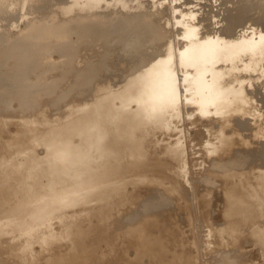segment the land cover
<instances>
[{"label":"bare ground","instance_id":"1","mask_svg":"<svg viewBox=\"0 0 264 264\" xmlns=\"http://www.w3.org/2000/svg\"><path fill=\"white\" fill-rule=\"evenodd\" d=\"M26 1L29 3V5L26 3ZM38 1L40 2V0H23V4L27 5L24 7H29L28 9L34 10L36 2H38ZM78 1L80 4L76 8L85 7L87 9H84V10L91 9L92 11H85L86 13H88L86 18H84L82 21H81V18H79L80 21L78 20L77 23L74 24V31H76L77 34L78 33H80L81 35L83 34L81 38L76 36V38L78 37L76 39L77 40L76 43H73V44H71V42L68 43L67 41H70V39L69 40L66 39L67 33H65V28H62V26L59 24L56 26L52 25L53 22L49 23L50 21L43 24L45 27H41L40 30H45L47 28L46 24H48V25L51 24L52 26L55 27V29L57 31V34L54 35V36H57L56 38L51 40L50 36L48 37L46 35H42L41 32L38 33V31H35V30L39 29L41 23H40V21H36V20L31 19V14L34 11H31L30 16H27V13H26L25 18L22 17L21 20H19L18 22L15 23V25H13V23H12L10 27H8L9 26L8 25L7 27H4L2 29V31H0V44L5 42L6 39H8L10 34L13 35V38H11L12 41H10V44H8L7 46H4V47H3V45H0V66L5 65V66H3L4 70L0 69V105H1L0 111L2 112L1 115H3V114L9 115L11 117V120H10V121H12L11 123H14L15 125L20 124L19 127H23L29 123L34 124L35 129H33V128L32 129L35 132L34 131H31V132L35 133V136H36V134L38 136H40L41 134L50 130V128H51V124L49 125L47 123V121L49 122L48 117H46L48 111L45 108H46V105L47 106L50 105V103L53 101L51 99V97L54 94H57V92L60 88V90H59L60 92H62V91L65 92V97H66L65 101H67L65 103H69V102L71 103V105L69 107H67V110L64 113H66L65 118L67 119V126L74 133V134H72V138H70L69 136H64V143H63L64 146H62V147L65 148L66 152L63 153V150H62V153L64 154V156L62 157V156H60L61 155V152H60L61 150H60L59 151L60 158L58 156V160L55 159L56 161L53 163L49 162L51 164H48V162L44 163L45 160L42 161L44 164H40L39 162L34 160L35 163L37 162V164H36L37 166L35 165L34 167L31 168L30 166H33V165L30 163V161L33 160L32 158L35 159L36 156L34 155L35 157H31V158L28 157L27 158V156L24 155V157H26V159H29L30 161L27 162L28 160L26 161V159H24L22 161V163H24V162H26V163H24L23 166H20V164H22V163H20L18 165V163L20 162L18 157L21 154L19 153L20 155L17 156L18 159H16L14 156V154H15L14 152L16 151L17 148L13 152L14 154H12V156L16 161L19 160V162H16L14 160H13L14 161L13 162L12 156H11L12 162H10L9 161L10 156H8V155H7L8 156L7 158L9 160H8V162H5V161H3V159L6 160L7 158L6 157L4 158V156H0V157H3V159L0 158V159H2V160H0V164L3 161V163L0 165V239L4 240L5 242L7 240H10L12 242V244L6 245L7 250L4 248L6 251L10 250V249H8V246L11 247L12 245L13 246L14 245H18V246L20 245V247L22 249L24 247L27 249V248H29V246L31 247V245L33 246L35 243L36 244L38 243V245L45 248L46 244H44V243L45 242L47 243V241H45L44 243L41 242V244H40L41 239L42 240L43 239L49 240V242L51 240H58L59 239V240H61L62 243L64 242L65 249H67V247L70 246L68 248V250L71 248L70 251H73L75 249V252H77L76 250H78L80 252L79 256L77 253L71 252V253H74L75 255L77 254L78 258L77 257L74 258V257H72V255H70L69 257L64 258L65 260H68V261L70 259H76L78 261H79V259H84L82 261H86V257L87 256L89 257V254H91L88 251V249L85 248L86 243H88L91 236L93 237V235H97V233L100 234V235H97L98 238L101 236L99 239L101 240L103 246L104 245L106 246V249H103V251L105 250V251L109 252L110 255H115V256L119 253V251L121 253L120 247L122 248L123 244L119 243V242L122 239V237L125 236L124 232L129 230V228L131 226L128 228L126 227V230L123 232H121V230H120V232H118L117 231V225L119 226L120 224H123V223H124V225H127L125 223L128 220L126 222H124V221L126 219H128V217L130 219L133 216L134 217L135 216H137V217L141 216V218H139V217L138 218L136 217V218L139 220L142 219L141 220L142 222H143V220L147 219V221L150 220L152 222L158 223L157 229L159 227V230L161 229L160 226L164 227L163 224H167V222H170V223L173 222L174 220H172V219L174 216L172 215L173 213L171 214L169 212L170 206L166 204V201H165V203L162 201V200H165V199H163L165 197H166V199H167V197L170 199V201L169 200L168 201L170 203H172L173 206L177 207L180 205V208H181L182 206L185 207L186 205H188V204H186L187 201H185L186 203L185 202L183 203V201L185 199V196H184L185 191H184V189L182 190L180 187V184H179L180 179L178 181V177H176L174 172H172V170L176 166H178V167L181 166V168H184V166L182 164L183 157H182L181 147H180L179 141L176 138L177 132H175V129H174L175 126H173L174 124L172 125V123H173L172 120L175 118L178 119L179 112H180V111H177L175 108V102L177 100V98H176L177 96L175 95V91L173 89V83L169 77V74L166 72V70H164V72H162L160 74L154 72V70L158 69L159 67H162V64L164 63V61H166L165 55L161 54L160 56H152L149 54V50L152 47V42H153L152 41L153 39L150 36H146V37H144V40H140V41L138 40V38L132 37V39L134 38V40H133L134 45H140L142 47V49H144L143 51L145 52V54H143V53L141 54V51L137 48L134 51L123 50L124 54L126 53L128 56L134 58L135 61H134V63H132V66H130V65L127 66L128 63H126V62L128 59H121V58L117 59L115 64L110 63L112 65L108 66L107 61L109 59H108L107 55L105 56L103 54L102 55L100 54L99 56L96 55V56L90 57L89 55H87L88 53L86 55L82 54V51H80V49L78 50L77 48H80V46L83 44H84V47L82 46L81 49L84 48V50H86V51L88 50L89 52L93 53V52H95V49L92 48L91 45H94V43L100 42V43L104 44L107 42L108 44H112L114 42V44H113L114 46H119V45H121L123 38H125L126 36H129V35L133 36V33H131L129 28L127 29V27L125 26L127 24L126 22H129L131 20V19L129 20L126 18V16H125L126 14L123 15L125 17H123L120 21H118L116 23L115 27L114 26L111 27L110 24L107 23V24H104V26H102V28H100V26H96V28L90 32H88V31L84 32L83 31V30H85L84 28L88 25V23H87L88 21H90L91 19H93V21L97 20V18L102 17L104 13L108 14V13L112 12L117 5L123 6V8L126 9L127 11L130 10V3L128 0H124V1L123 0H78ZM100 3H101V5H100ZM49 5L50 6H47L46 8L39 10V12L41 13L39 18H41V16H42V18H44V17L46 18L47 16H50V14H51L50 12H52V10L54 11V7L51 4H49ZM103 6H107V8L109 10L108 9L104 10V11L100 10V7H103ZM76 8H73V9L77 10ZM70 11L71 10H69V11L67 10L66 12L69 13ZM39 12H34V13L38 14ZM66 12L64 13L65 16L67 15ZM239 16H241V15H239ZM239 16H238V18H239ZM232 18H235L234 15L232 16ZM103 19H104V17H103ZM108 20H110V18L107 19V22H108ZM197 23L198 24L196 26H193V30H197L199 33H205V34L209 33V31L211 30L210 24H208V22L202 21V19H200V22L197 21ZM24 28L32 29L33 35L32 34H31L32 36L30 35L31 32H29V35H30L29 37H25L26 35H24V34H26V33L23 34L24 36L21 35ZM99 29H100V31H98ZM15 32H18V33L16 34ZM27 34H28V30H27ZM92 35H96L98 37L95 40L96 42L95 41H93V42L89 41L88 42L89 36H92ZM72 36H70V38ZM183 37L184 38L182 40L185 42L183 44V46L185 48H183V50L180 51V54H179L180 58L179 59H181V60H179V62H181L180 64L183 67H192L193 68L192 69L193 74L191 73L193 75V78H192L193 80L191 82L190 87L193 90V94L195 95V99L192 97L191 98L192 103H190V104L193 105V107L195 109L201 110L202 116H212V115L215 116L217 114L218 125H220V129L218 126L219 131L217 130L216 131L217 133L216 134L214 133L212 135V140H211V141H214V143L216 142V145L218 142V143H220V146H221V143H225L228 140H229L230 144H231L230 140H233V141L238 140L239 141L238 144L235 142L238 145L237 148H231L232 144L230 146H229V144H227L228 146L224 145L223 148L219 147V148H221L219 151L217 150L218 151L217 152L218 153L217 154L218 155V161L220 158H221V160L222 159H230L231 162H233V164H234V165L231 164V166L233 165L235 167V169L238 171V173H236V174H239V178H235V172L232 169H231L232 171H230L231 167L229 166L230 167L229 171L224 172L221 175L220 179H222V180H220V187L217 186V187L221 188L220 193H222L221 196L224 198V202L226 205V206L224 205L226 207V209H225L226 211H224V212H226L225 213L226 216L224 215L225 220L224 221L222 220L223 222H225L224 223L225 225L223 226L225 231L223 230V232H225V234L227 236L226 238H230L232 234L234 237L233 232L236 231L235 226L240 223L241 219L245 215L246 216L249 215L251 218H244V219H246V220H244L245 226H247L248 224H253V226L257 228V230H255V231H257V232L259 231L260 232L259 234H261L262 237H264V171H263L264 169L258 168L259 171L258 170L254 171V170L248 169L249 168L248 162L249 163L252 162L253 158L255 156L260 161L264 159V151L263 152L257 151V150L261 151V148L260 149L258 148L257 139L255 137H251L249 139V141L246 139V135H248L247 132H249V131H247L246 126L244 124L245 123L244 120L248 119L247 116H249L246 114L247 111L244 112L243 109H241V110L239 109L238 114L235 117L229 119L230 115L228 114V108L231 109L230 108L231 106H236V104L239 102L238 100H236L237 97H234V96L229 97L230 95H229V92H227V91L228 90L230 91L231 89H229V87H227L226 91L223 90L224 92H227L225 94L229 95V96H227V98L229 97L228 100L230 102H228V100L225 97L226 95L224 94V92H222L220 87L217 85V82H219V81L216 80V76L212 80H210L209 82L207 80L208 83L204 82L206 80L203 81V79H207V78L203 77V76H205V73L207 71H208L209 75H210L211 71H214V73H215L214 69H212V70L210 69L211 71L208 69V67L212 66V64H211V58L209 59V57H211V56L208 55L207 46L198 40L197 41L185 40V37H186L185 35ZM76 50H77V54H76ZM84 50H83V53H84ZM98 50H99V48H98ZM78 51H80V53L82 55L79 54ZM118 53H119V51H118ZM259 53H260V51H259ZM97 54H99V53L97 52ZM122 54L123 53L121 51L119 57L122 56ZM50 55L51 56L55 55L56 56L55 59H54V57H53V59H51V57H49ZM141 55H144V57H141ZM260 55L262 56L263 53ZM228 56H229L228 50L221 53V58H224L227 61H229ZM254 56L257 57L256 54ZM254 56L252 58L253 61H254ZM78 58H81V59L79 60ZM109 58H110V55H109ZM91 59H93L94 61L92 62ZM77 60L79 61V62H77L78 64L76 63ZM90 60H91V62H90ZM171 60H173V59H171ZM259 60H261V59L260 58L257 59L258 64L260 62ZM122 61L125 62L126 65L125 64L123 65ZM253 61H252V64L255 62V61L254 62ZM70 62H71V64H70ZM67 63H69L72 68H73V66H76V65H78V67L77 66L74 67L73 68L74 71L68 69L70 67H68L67 68L68 70H67V69H65L68 65ZM79 64H81V66H79ZM121 65H123V66H121ZM138 65H141V67H139ZM148 65H150V67L152 68V71H150V68L148 67ZM170 65H171V63H170ZM201 65H205V67L207 68L206 69L207 71L200 72L199 67ZM117 66H121V68H123L124 66H127L126 68H128V70L130 72L136 68L137 69L141 68L142 71H140L138 74H136L134 76L130 75L131 77L127 78L120 86L116 87L117 89H114V85L118 81L117 79H119V75L121 73V72H118V73L114 74L113 71H117L116 70ZM247 66H248V61H245L244 59H238V58L232 59V62L227 65V67L232 68L231 70H233V69L235 70L237 68L243 69V68H246ZM252 66H253V69H256L254 67L255 66L254 64ZM256 66H258V65H256ZM69 71H72V72L69 73ZM228 72H229V70H228ZM102 73H103V78L102 77L100 78V76H102ZM104 73H105V75H104ZM111 73H113V75ZM202 73H203V75H202ZM212 75H214V74L212 73ZM196 77H197V79L194 80ZM209 77H211V76H209ZM28 81L30 82V86L26 84L27 86H29V90L27 92V90L25 89L26 85L24 86V84H25V82L27 83ZM61 85L65 86V87H62ZM142 87H144L145 91H143V93H142L141 100H140V98L136 99V100H140L139 102L137 101L138 103L136 104V107H135V105H133L135 103H132V105L135 107L134 110L133 109L128 110V106H129V104L131 105V103H128V106L125 105V106H127L126 108L124 105L122 106V104L117 105V104L113 103L114 99H116V98L120 99L119 93H121L122 91H130L133 93H137L139 90L142 89ZM146 87L149 89H147ZM171 89L173 90V92L171 91ZM223 89H224V87H223ZM25 90H26L27 94L25 92V95H23V92ZM231 93L232 92H230V94ZM78 94L82 95V97L81 96L77 97ZM121 94H124V93H121ZM202 94H207V98H206L205 102L203 103V105L201 103L197 102L198 98H200L199 95H202ZM242 95L243 94H241V97H242ZM237 96H239V95H237ZM122 97H124V96H122ZM78 98H79V100H78ZM80 98H81V100H80ZM88 98H91L89 100H92V99L93 100L89 101ZM132 98H134V97H132ZM132 98H131V100H132ZM125 99H127V97ZM54 100H56V99H54ZM122 100H124V99H122ZM128 100H129V98H128ZM133 100L136 102L135 99H133ZM14 101H16L15 104L17 103V101H18V103L20 102L19 105L17 104V107H16L17 109H15L12 106V104H14L13 103ZM202 101H203V99H202ZM116 102L117 101H115V103ZM244 104L246 105V107H248L247 105H249V104H246V102ZM74 105L76 107H72ZM238 106H239V108H241L242 104L239 103ZM238 106L236 107L237 109H238ZM70 107L72 109H70ZM242 108H245V107H242ZM222 109H224V110H222ZM232 109H235V108L232 107ZM232 109H231V111H232ZM50 110H51V108H50ZM68 110H70V111L68 112ZM220 110H222V111H220ZM248 110H249V108H248ZM235 111H237V110H235ZM235 113H237V112H235ZM235 113H234V115H235ZM32 115H33V117H32ZM249 117H251V115ZM253 117H254V115H253ZM16 118H18V119H16ZM46 118H47V121H46ZM207 119H209V118H207ZM18 120H20V121H18ZM216 122L213 121V123H216ZM61 125H62V123H61ZM252 127L254 128V126L251 125V128ZM30 129L31 128H29L28 130H30ZM209 130H208V133H209ZM250 131H252V130L250 129ZM31 132L29 131V133H31ZM58 134H59V132H58ZM60 134H63V133H60ZM60 134L58 135L59 137H61ZM65 134H63V135H65ZM70 135H71V133H70ZM56 136H57V134H56ZM49 137H51V136H49ZM30 138L32 140V137H30ZM74 139H76V140H74ZM28 140H26V141H28ZM57 140H58V143L56 142L57 144L63 142V141H60L59 138ZM46 141H48V138L46 139ZM30 142H28V143L31 144ZM7 143L10 144V142H8V141L4 144L6 145ZM17 143H18V141H17ZM16 144H14V145H16ZM26 144L27 143H25V145ZM261 144L263 145L264 141ZM11 145H12V143L9 145V147ZM17 145H18V147L19 146L21 147L22 144L21 145L17 144ZM32 145L31 146L29 145L28 148L29 147L32 148L33 147ZM44 145H45V143H44ZM247 145L250 146L249 148H252L253 150L250 151V153H251L250 155H252V156H249L250 160L248 162H246L247 158H245V162H246L245 163L243 161V158L245 157L246 154H248L245 151L246 150L245 146H247ZM254 145H256V147ZM212 146H213V144H212ZM34 147H36V145ZM60 147H61V145H59L57 147L55 146L54 149H56V148L58 149ZM23 148L25 149L24 146H23ZM19 149L23 150L22 147ZM32 149H34V148H32ZM215 149H217V148L215 147ZM262 149H264V148H262ZM17 151H19V150L17 149ZM19 152H21V151H19ZM29 152H30V149H29ZM22 153H23V151H22ZM26 153H28V152H26ZM31 153L33 154V151ZM57 153H54V154L57 155ZM209 153L211 154V151ZM209 153H208V156L210 155ZM213 153L215 154L214 151H213ZM17 154H18V152H16V155ZM9 155H11V153ZM27 155H29V153ZM22 156H20V157L22 158ZM52 156H54V155H52ZM209 157H211V156H209ZM36 158H38V157H36ZM39 158L43 159V157H39ZM48 159L49 158L47 157L46 161H48ZM50 159H53V157H51ZM214 160L215 161L212 160L213 163L214 162L217 163L216 158ZM171 161H173V163H174L173 165H172ZM209 163H210V161H209ZM220 163H222V162H220ZM223 163H224V160H223ZM220 167H221V165H220ZM222 167H224V166H222ZM216 168H217V170H219L218 169L219 166ZM211 169H213V168H211ZM181 172H182V170H181ZM205 172H208V171H205ZM170 173L173 174L174 176L170 175ZM203 174H205V173H203ZM13 175L16 178L13 177ZM207 175H209V173H206L205 176H207ZM11 176H12V178H10ZM217 176L218 175H216V177ZM212 177L210 176V179H212ZM246 178H247V181L245 180ZM249 178H250V180H248ZM206 179H207V177H206ZM208 180H209V178H208ZM218 180H219V177H218ZM213 182H214V180H213ZM182 183H183V181L181 182V184ZM217 183L219 184V182H217ZM211 185H213V184L211 183ZM157 186H160L163 189V192L158 193L159 188L157 190L158 192L154 191L153 187H157ZM181 186H183V185H181ZM149 187L153 188L152 191L155 193V195L151 196V194H153V193H151L152 192L151 191L150 195H149L151 197L148 199V198L144 197V195L148 194V191H150L152 189V188L150 189ZM207 187H209V186H207ZM207 187H206V189H207ZM146 188H149V189H146ZM183 188H184V186H183ZM212 188L211 187L208 188L207 192ZM143 190L145 192H143L144 195L141 196L143 194L142 193ZM200 190H202V189H200ZM216 190H218V189H216ZM213 191H211L210 193H212ZM217 192H219V191H217ZM203 193H204V191H203ZM202 195L205 197V199H204L205 200L204 201L205 206L202 205V207L204 206V208L205 207L208 208L207 204H209L210 201L208 202L206 200H208L210 194L205 193ZM212 195H213V193H212ZM212 195H211V197H212ZM149 196H147V197H149ZM139 197H141L140 200H139ZM200 197L201 196H199V198ZM142 198H144V200H142ZM182 198H184V199L182 200ZM176 200H178V201H176ZM201 201H199V202H201ZM219 205H218V207H219ZM222 205L223 204H221V206ZM160 207H162V209L160 211L154 210L157 208L160 209ZM176 207H175V209H176ZM173 208L171 210H173ZM184 209L186 211L187 208H184ZM210 209H211V207H210ZM220 209H222V207L221 208L219 207V210H218L219 217L223 216L222 215L223 209H222V211H220ZM126 210H129V211H126ZM151 210H152V212H151ZM208 210L203 209L202 212L200 211L199 215L201 216L202 220L204 219V223L207 222L206 227H208V228H206V229L209 230L208 235H210V237H211L215 234V231L218 232V229L215 226V224H213L217 229L214 231V228H212L213 226H211L210 223L208 222V221H210V219L208 220V217H209L208 216ZM144 211H148V212L150 211L152 214L148 213V214H150V215H148L147 213H145L146 214V216H145ZM185 211H184V213H185ZM187 212L189 213L188 216H190L191 221H192V217L195 215L192 216V213H191L192 211L189 209L186 211V213ZM166 213L171 214V216L170 215L167 216L168 217L167 220H166V218H164ZM175 213L177 214V212H175ZM142 214H144L143 215L144 217L142 216ZM120 217H124L125 220L124 219L121 220ZM136 218H135V220H136ZM117 219L119 220V222H121L123 220L124 221L121 222L120 224L115 225L116 222H118ZM138 221L133 220V222H131L129 220V222H131V223L138 222ZM244 221H243V223H244ZM129 222H127L128 225L130 224ZM146 222H144V223L146 224ZM189 222H190V220H189ZM55 223L56 224L59 223V226H60V227H58L59 229H56L54 227ZM176 223H177V221H176ZM212 223H214V222H212ZM151 224L152 223H150V225ZM191 224H192V222H191ZM87 225L89 228L86 230ZM134 225H136V224H134ZM171 226H172V224H171ZM253 226L251 225V227H253ZM137 227H138V225L136 226V228ZM180 227H183V226H180ZM219 227L221 228L220 225H219ZM144 228H143V230H144ZM149 228H150V226H149ZM176 228H178V226ZM183 228H185V227H183ZM119 229H122V228L119 227ZM172 229H174V228H172ZM180 229L178 228L179 231H180ZM189 229H191V227ZM168 230H169V228H168ZM178 230H177V233H178ZM251 230H252V228H251ZM251 230L248 231V233L250 235H252L251 239L254 240V241L252 240L253 244L255 242V245H257L261 254L264 255V239H262L259 234H258L259 235L258 236L257 234L252 233ZM136 231L137 230H134V235H135ZM154 231L152 229L149 231H146V233L144 234L145 237L143 239H141V240H143V244L145 246H148L150 243H155L153 245L151 244V246H149L148 251H144V253L149 252V254L147 256H150V258L153 260V264H166V262H167L166 258H168V256H165L163 243H168V242H166V241L162 242L164 240L157 241L158 238L160 237V235L158 238H156ZM181 232H182V230H181ZM221 232H222V230H221ZM244 232H242V233H244ZM163 233H164V231H163ZM168 233H169V231H167V234ZM174 233H176V232H174ZM113 234H115L117 236V239H114ZM131 234L132 233H130V235ZM186 234H187V232H186ZM186 234H183L184 236L182 234H180V235L182 237H185ZM218 234H219V232H218ZM244 234L247 235L246 233H244ZM130 235H127V233H126V236L132 237ZM138 235H139V233H138ZM142 235L140 237H142ZM216 235H217V233H216ZM136 236H137V233H136ZM163 236H164V234H163ZM173 236H174V234H173ZM177 236H179V235H177ZM177 236H175L174 240H178V239H176ZM218 236L222 238V236H220V235H218ZM244 237H246V236H244ZM186 238H188V237L186 236ZM192 238H194V237L192 236ZM226 238H225V240H223V239L222 240L226 241ZM127 239L129 240L130 238H127ZM181 239L182 238H180V242H181ZM240 239H238L239 242H241ZM94 240H93V242H95ZM124 240L126 241V239H124ZM235 240H237V239H235ZM126 242L128 243V241H126ZM132 242H130V243H132ZM182 242L184 244V241H182ZM187 242H189V240ZM235 242H237V241H235ZM55 243H56V241H55ZM55 243H53V241L51 243H48V247H47V248H49L48 250L49 251L52 250V252H49V253H52V255H50V257L55 256V254H57L56 253L57 250L59 251L61 249V245H58V243L57 244H55ZM141 243H142V241H141ZM141 243H139V245ZM174 243H175V241H174ZM227 243L224 245L227 246ZM185 244H186V242H185ZM185 244H184V246H185ZM164 245L166 246V244H164ZM240 245L241 244H239V246ZM3 246L5 247V245H3ZM18 246H16V247H18ZM35 246H34V248H35ZM101 246H99V248ZM124 246H126V245L124 244ZM178 246L180 247L181 245L179 244ZM190 246L192 247V245H190ZM190 246H188L189 251H191L189 248ZM233 246H235V245H232V247ZM131 247H132V245H131ZM137 247L139 248V246H137ZM215 247H217V246L214 245V248ZM47 248H46V250H47ZM102 248L103 247H101V249ZM124 248H127V246ZM221 248H223V247H221ZM221 248H220V251H222ZM39 249H38V251H39ZM181 249H182V247H181ZM226 249H228V250H226ZM226 249L224 251L226 252V254L228 256L224 254L225 255V257H224L222 255L223 259H222V261L220 260L219 262H221V264H235V263H237L238 262L237 259L239 260L241 257L240 251L237 252L238 253L237 254L236 251H233L231 247L229 248L227 246ZM12 250L13 249H11V251ZM41 250H43V249H41ZM89 250L91 251V249H89ZM95 250H97V249H95ZM133 250H134V247H133ZM136 250H137V248H136ZM139 250H141V249H139ZM166 250H169V249H166ZM20 251L21 250H19V252ZM26 251H28V250H26ZM70 251H69V253H70ZM99 251H102V250L99 249ZM174 251H176V250H174ZM213 251H216V250H213ZM43 252L44 251H41V253H43ZM182 252H183V250H182ZM207 252H206V256H207V254L209 255V253H207ZM59 253H61V252H59ZM93 253L94 252H92V254ZM171 253H173V252H171ZM184 253H185V251H184ZM192 253L194 254L195 252H192ZM235 253H236V256H235ZM259 253H258V255L260 256ZM9 254L12 256V260H14V261L10 260L11 263H10V261H9V263L7 261H5L8 264H16V263H18V264H34L33 260H35V259H33L34 256L32 253L30 255H28L31 258L30 261H28L29 259H26V257H25L26 255L24 252L23 253L21 252L20 254L16 253L18 255V257H13L15 253L14 254L9 253ZM16 254H15V256H16ZM63 254H65V253H63ZM125 254H127V253H125ZM186 254H187V252H186ZM218 254H219V251H218ZM103 255L105 256V254H103ZM127 255L125 257H127ZM172 255L174 256V253ZM182 255H183V257L185 256L184 254H182ZM210 255H211V252H210ZM214 255H212V256H214ZM109 256L107 255L106 258L107 257L109 258ZM115 256H112V257H114V258H112V260L115 259ZM170 256H171V254H170ZM234 257H236L237 259ZM44 258H46V257L44 256ZM91 258H93V257H91ZM102 258H100V259H102ZM120 258H122V257H120ZM185 258H186V256H185ZM185 258H183V260ZM210 258L212 259L211 256H210ZM219 258H221V257L219 256ZM96 259L97 258H95L94 261H96ZM139 259H140V257H139ZM145 259H147V257ZM145 259H144V261H146ZM186 259L188 260V258H186ZM192 259L189 258V260H192ZM232 259H234V260H232ZM65 260L63 262H66ZM141 260H142V258H141ZM171 260H172V258H171ZM193 260L196 261V259H193ZM62 261H60V263ZM72 261L74 262V260H72ZM78 261H76L74 263L77 264ZM194 261H193V263H194ZM73 262H70V263L73 264ZM168 262H169V260H168ZM180 262L182 263V260ZM189 262L191 263V261H189ZM262 262L264 263V261H262ZM111 263H112V261H111ZM132 263H133V261H132ZM183 263H185V262H183ZM211 263H212V261H211ZM61 264H64V263H61ZM79 264H80V262H79ZM84 264H87V263H84ZM121 264H123V263H121ZM148 264H150V263L148 262ZM175 264H177V263H175ZM178 264H179V262H178ZM237 264H239V263H237ZM250 264H254V263H252V261H251Z\"/></svg>","mask_w":264,"mask_h":264},{"label":"rangeland","instance_id":"2","mask_svg":"<svg viewBox=\"0 0 264 264\" xmlns=\"http://www.w3.org/2000/svg\"><path fill=\"white\" fill-rule=\"evenodd\" d=\"M128 1L130 3V10L127 11L126 9L123 8V6L117 5L112 12H110L108 14L104 13L103 16L97 18V20L93 21V19H91L90 21H88L87 22L88 25L84 28L85 30H83V31L84 32H87V31L90 32V31L94 30L96 28V26H100V28H102V26H104V24H107V23L110 24L111 27L112 26L115 27L116 23L118 21H120L123 17L126 16L127 19H129V20L131 19V20L129 22H126L127 24L125 26L127 27V29L129 28L130 32L133 33V36L132 35L126 36L125 38L122 39L121 45L114 46L113 45L114 42L112 44H108L107 42L104 43V44L100 43V42H96L95 40L98 37L96 35H92V36H89L88 42L89 41L90 42H93V41L96 42V43H94V45H91L92 48L95 49V52L92 53V52H89L88 50L87 51L84 50V48L81 49L82 46L84 47V44L81 45V46L79 45L80 48H77V49L78 50L80 49V51H82V54H84V55H86L88 53L87 55H89L90 57L91 56L93 57V56H96V55L99 56L100 54L101 55L103 54L105 56L107 55V57L109 59L107 61V65L108 66L112 65L110 63L115 64L116 60L120 59V58L121 59H128L127 62H126V63H128L127 66H129V65L132 66V63H134V61H135L134 58L128 56L126 53L124 54L123 50L134 51L137 48V49H139L141 51V54L142 53L145 54V52L143 51L144 49H142V47L140 45H134V42H133L134 38L132 39V37L138 38V40L140 41V40H144V37L150 36L153 39L152 40L153 42H152V47L149 50V54L152 55V56H160L161 54L165 55L166 61H164V63L162 64V67H159L158 69L154 70V72L160 74V73L164 72V70H166V72L169 74V77H170V79H171V81L173 83V89L175 91V95L177 96L176 97L177 100L175 102V108H176L177 111H180V112H179L178 119L175 118V119L172 120L173 121L172 125L174 124L173 126H175V128H174L175 132H177L176 138L179 141V144H180V147H181L182 157H183L182 164H183L184 168H181V166H180L181 164L179 165L180 167L175 165L176 166L174 168L175 170L173 169L172 172H174L176 177H178V181L180 179V181H179L180 182L179 183L180 187H181L182 190L184 189V191L186 192L185 193L183 191L185 199L182 198V200L184 199L183 203L185 201H187V203L186 202L185 203L188 204V205H186L187 207L186 206L183 207L182 205H181L182 206L181 208H180V205L176 207V206H173L172 203L169 202L170 199L168 197H167V199H166V197L163 198L165 200H162V201L164 203L166 201V204L170 206L169 207L170 208L169 212L171 214L173 213L172 215L174 217L172 216L173 217L172 220H174V221L171 222V223L166 221L167 224H163L164 227L160 226V228H161L160 230H159V227L157 229L158 223L152 222L150 220L147 221V219L143 220V222H142L141 221L142 219L141 220L137 219L138 217L141 218V216H138V217L137 216H135V217L133 216L134 218L131 217L130 219L128 217V219H126V220H125L124 217H120L121 220L122 219L125 220V221L123 220L124 222H126L127 220H128L127 222H129V220L131 222H133V220L134 221H136V220L138 221L139 220L138 222H134V223L129 222L131 225L130 224L128 225V223L126 222L125 224H127L128 226L124 225V223L120 224L123 221L119 222V220L117 219L118 222H116L115 225L120 224L119 226L117 225V231L118 232H120V230H121V232H123V231L126 230V227L127 228L130 227V226L131 227L129 228V230L124 232V234H125L124 237L125 238L122 237V239L119 242V243L123 244V245L121 244L123 247L122 248L120 247L121 253L122 252L123 253L121 254L120 251H119V253L116 256L115 255H110V253L105 251V250L103 251V249H106V246L105 245L103 246L101 240L99 239L101 236L98 238L97 235H100L99 233H97V235H93V237L91 236L89 241H88V243H86L85 248H87L88 251L91 254H92V252H94L92 255L89 254V257L88 256L86 257V261H82L84 259H79V261L76 260V259H70L69 261L65 260L64 258L65 257H69L70 255H72V257H74V258H76V257L78 258L80 252L78 250H76L77 252H75V249L73 251H70L71 248L68 250V248L70 246H68L67 249H65L64 242L62 243L61 240H59V239L58 240H51L50 242H49V240H45V239L42 240L41 239L40 240V244H41V242L44 243L45 241H47V243L46 242L44 243V244H46L45 248L41 247L40 245H38V243L37 244L35 243L33 246L31 245V247L29 246V248H27V249L25 247L22 249L20 247V245L19 246L18 245H14V246L12 245L11 247L8 246V249H10V250H8L9 252L6 251L7 250V246L6 245H10V244H12V242L10 240H7L5 242L4 240L0 239L1 240L0 241V243H1L0 244L1 245L0 246V264H8L9 261L12 260V256L9 253H11V254L18 253V254H20L21 252L25 253L26 259H29L28 261L31 260L30 256H28V255H30L32 253L33 256H34L33 259L36 260V261L33 260L34 264H58V263L59 264H61V263H64V264H68L69 263V264H71L70 262H73L72 260H74V262L78 261L77 264H79V262H80V264H84V263H87V264H93V263L94 264H101V263L102 264H121V263L129 264L130 262L132 263V261H133L132 264H139V263L140 264L141 263L142 264H148V262L150 264H153V260L150 258V256H147L149 254V252L148 253L147 252L144 253V251H148L149 246H151V244L153 245L155 243H150L148 246H145L143 244V240H141V239H143L145 237L144 234L146 233V231H149L151 229L153 231L155 230L154 232H155L156 238H158L159 235H160V237H159L160 239L158 238L157 241L164 240L162 242H165V241L168 242V243H163L165 256H168V258H166V260H167L166 264H168V263L169 264L170 263L171 264H175V263L178 264V262H179V264H186V263L187 264H219V263L221 264V262H219V261L220 260L222 261L223 256L225 257V255H227L226 252L224 251L227 248V246L229 248L231 247L233 251H236V253L240 251V255H241L240 259L238 260L236 257H234V258L237 259V261H238L237 263H239V264H243V263L244 264H250L251 261L254 264H264L262 262V261H264V255L261 254V252H260L259 248L257 247V245H255V242L253 244L254 240L251 239L252 235H250L248 233V231H250L251 228H252V230H251L252 233H255V234L258 235L260 232L259 231L258 232L255 231V230H257V228L254 227L253 224H248L247 226H245V221L244 220H246V219H244V218H251L249 215H247V216L245 215L240 221L241 224L239 223L240 225L238 224V225H236L237 227L235 226L236 231L233 230L234 231L233 232L234 233V237H233V234H232L231 235L232 238L231 237L230 238H226L227 236H226L225 232H223V230H224L223 226L225 225L224 224L225 222H223V221L225 220L224 215L226 213L224 211H226L225 210L226 209V207H225L226 205H225V202H224V198L221 196L222 193H220L221 192V188H219L220 187V180H222L220 178H221V175L224 172L229 171L230 167H231L230 171L233 170L235 172V178H239V174H236V173H238V171L235 169V167L233 166L234 164H233V162H231L230 159H222L221 160V158H220L219 161H218V155H217L218 153L217 152L221 148H223L224 145L226 146L227 144H229V146L232 144L231 148H237V146H238L237 144L239 143V141L238 140H236V141L235 140L234 141L230 140L231 141V144H230V142L228 140L225 143H221V146H220V143L217 142V145L219 144L217 146L216 142L214 143V141H211L212 140V135L214 133L215 134L217 133L216 131L218 130V126H219V129H220V125H218V116H217V114L215 116H213V115L212 116H202L201 110L195 109L193 107V105L190 104V103H192L191 98L193 97L195 99V95L193 94V90L190 87L191 86V82L193 80L192 79L193 78V75H192L193 74V70H192L193 68L192 67H183L180 64L181 62H179V60H181V59H179L180 58V55H179L180 51H182L183 48H185L183 46V44L185 42L182 40L184 38L183 37L184 35L186 36L185 40H189V41H197L198 40V41L202 42L204 45L207 46L208 55L211 56V57H209V59L211 58V64H212V66H209V67L207 66V67H208L209 70L210 69L211 70L214 69L215 73H214V71L210 70L211 72L209 71L210 72V75H209L208 71L206 70L207 68L205 67V65H201L199 67L200 68V72L207 71L205 73V76H203L204 78H207V79H203L202 78L203 81L206 80L204 82H207V80H208V82H209L210 80H212L216 76V80L219 81V82H217V85L220 87L222 92L226 91L227 87H229V89H231L230 91L229 90L227 91V92H229L230 96L228 94H225L227 92H224V94L226 95L225 96L226 99L228 100L229 97H233L234 96V97H237L236 100H238L239 102L237 101L238 103L236 104V106H231L230 107L231 109H232V107L235 108V109H232V111H231V109L228 108V114L230 115L229 119L235 117L238 114L239 109L240 110L243 109L244 112L247 111L246 114L249 115V116L251 115V117L247 116L248 119H246L247 118L246 117L245 118L246 120H244L245 121L244 124L246 126V129H247V131L250 132V133L247 132L248 135H246V139L249 141V139L251 137H255L257 139L258 148L259 149L261 148V151L260 150H257V151L263 152L264 149H262V148H264L263 147L264 144L262 145L261 143H263V141H264V0H243V1L242 0H128ZM26 3L29 5V3L27 1H26ZM101 3H100V5H101ZM49 4H51L54 7V11L52 10V12H50L51 14H50V16H47L48 18L47 17L46 18L45 17L42 18V16H41V18H39L40 15H41L39 10L43 9V8H46L47 6H50ZM79 4L80 3H79L78 0H73V1L72 0H40V2L39 1L36 2L34 10H30V9H28L29 7H24V6H27V5L23 4V0H0V31H2V29L4 27H7L8 25H9L8 27H10L12 23H13V25H15V23L18 22L19 20H21L22 17L25 18V14L26 13H27V16H30L31 11H34V12H39V13L35 14L33 12L31 14V19L36 20V21H40V23H41L39 29L35 30V31H38V33L41 32L42 35H46L48 37L50 36L51 40H53L54 38L57 37V36H54L55 34H57V31H56L55 27L52 26V25L56 26V25L59 24V25L62 26V28H65V33H67V38L66 39L67 40L70 39V41H67V42L68 43L71 42V44L76 43L77 42L76 39L78 37L81 38L83 34L82 35L80 33L77 34V32L74 31V24L77 23L79 18H81V21L84 18H86L88 13H86L85 11H92L91 9L84 10V9H87L85 7L76 8ZM73 8H76L77 10H74ZM107 9H108L107 6L100 7V10H102V11L107 10ZM67 10L68 11L71 10L70 11L71 13L70 12L67 13L66 12ZM65 12L67 14L66 16L64 15ZM124 14H126V15L123 16ZM233 15H234L235 18H232ZM237 15L238 16L241 15V16H239V18H238ZM103 17H104V19H103ZM109 18H110V20H108V22H107V19H109ZM200 19H202V21L208 22V24H210L211 30L209 31V33H207V34L199 33L197 30H193V26H196L198 24L197 21L200 22ZM47 22H49V23L53 22V24L52 25L51 24H49V25L46 24L47 28L45 30H40L41 27H45L43 24H45ZM27 30H28V34H27ZM98 31H100V29ZM29 32H31L30 35L31 34L33 35L32 29L24 28L21 35L26 33V34H24V35H26L25 37H29L30 36ZM15 33L17 34L18 32H15ZM70 36H72L71 37L72 39L70 38ZM76 36H78V37L76 38ZM11 38H13L12 34H10L8 39H6V41L1 43L0 45H3V47L7 46L8 44H10V41H12ZM98 48H99V50H98ZM83 50H84V53H83ZM226 50L229 51V56H228L229 57V61L225 60L224 58H221V53H223ZM80 51H78L79 54H81ZM96 51L99 54H97ZM118 51H119V53H118ZM121 51H122L123 54H122V56L119 57ZM259 51H260V53H259ZM262 53H263V55L261 56L260 54H262ZM76 54H77V50H76ZM255 54H256L257 57L254 56ZM109 55H110V58H109ZM253 56H254V61L255 62L252 60ZM49 57H51V59H53V57H54V59H55L56 56L55 55H52V56L50 55ZM141 57H144V55H141ZM234 58L244 59L245 61H248V66L246 68H243V69L237 68L235 70L234 69L231 70L232 68L227 67V65L230 64L232 62V59H234ZM259 58L261 60H259L260 62L258 64L257 59H259ZM78 59L80 60L81 58H78ZM171 59H173V60H171ZM91 60H92V62L94 61L93 59H91ZM91 60H90V62H91ZM252 61L254 62L253 64L255 65L254 67L256 69H253ZM77 62H79V61L77 60L76 63ZM169 62L171 63V65H170ZM126 63L123 62V65L124 64L126 65ZM67 64L68 65H67V67L65 69L70 67L68 69H70L72 71H74V69H73L74 67H76V66L78 67V65H76V66H73V68H72L70 66L71 62H70V64L69 63H67ZM123 65H121V66H123ZM256 65H258V66H256ZM3 66H5V65H3ZM3 66H0V69L4 70ZM79 66H81V64H79ZM121 66H117L116 67L117 71H113L114 74H116L118 72H121L120 75H119V79H117L118 81L114 85V89H117L116 87L120 86L127 78L131 77L130 75L134 76V75L138 74L140 71H142L141 68H138V69L136 68V69H134L133 71L130 72L128 70V68H126L127 66H124L123 68H121ZM138 66L141 67V65H138ZM148 67L150 68V71H152V68L150 67V65H148ZM228 70H229V72H228ZM72 71H69V73H71ZM212 73L214 75H212ZM111 74L113 75V73H111ZM104 75H105V73H104ZM202 75H203V73H202ZM209 76H211V77H209ZM101 77L103 78V73H102V76H100V78ZM196 79H197V77L194 80H196ZM26 84L30 86V82L29 81L27 83L25 82L24 86ZM221 85L224 87V89H223V87ZM26 86H25V89L28 92L29 86H27V87ZM61 86L65 87L63 85H61ZM147 89H149V88H147ZM26 90L23 92V95H25ZM59 90H60V88H59ZM59 90H58L57 94H54L51 97V99L53 101L50 103V105L48 104L49 106L46 105V108L44 107L48 111L46 117H48L49 122L47 121V118H46V121H47V123L49 125L51 124V128H50V130L44 132L40 136H38L37 134L35 136V133L31 132V131H34L33 129H35L34 124L29 123V124H26L23 127H19L20 124H16L15 125L14 123H11L12 122V121H10L11 117L9 115H6V114L1 115L2 112L0 111V156H4V158L5 157L7 158L8 156H10V160L8 158L5 160V159H3V157H0V158L3 159V161H5V162H8V160L10 162H12L13 160L16 161L13 158V156H12V154L15 153L14 154L15 158L16 159L19 158V160H20V162H19V160L16 161V162H19L18 163V165H19L20 163H22V161L24 159H26V157H24V155L27 156V158L28 157L31 158V157H35L36 156L38 158H36V157H35V159L32 158L33 160H31V161L29 159H26V161L28 160L27 162L30 161V163L33 165V166H30L32 168V167H34L37 164V162H39L40 164H44L45 162H48V164H51V163L55 162L56 161L55 159L58 160V156L60 154L59 153L60 150H61L60 151L61 152L60 156H62V157L64 156L63 153L66 152L65 148L62 147V146H64V144H63L64 143V136H69L70 138H72V134H74V133H73V131L70 128H68L67 119L65 118L66 117V115H65L66 113H64L67 110V107H69L71 105V103L70 102L69 103H65V102H67V101H65V99H66L65 92L64 91L60 92ZM143 91H145L144 87H142V89L139 90L137 93H133V92H130V91H122L121 93H124V94L119 93L120 99H117V98L114 99L113 103L117 104V105H121L122 104V106L123 105L124 106L125 105L128 106V103H131V105L129 104L130 107L128 106V110L129 109L130 110H132V109L134 110L135 107H136V104L142 98ZM171 91L173 92L172 89H171ZM27 92H26V94H27ZM230 92H232V93L230 94ZM241 94H243L242 97H241ZM237 95H239V96H237ZM80 96L82 97V95H80V94L77 95V97H80ZM122 96H124V97H122ZM129 96L131 98L134 97V98H132V100L133 99L136 100V99H139V98H140V100H136V102L133 100L134 101L133 102ZM199 96H200V98H198ZM199 96L197 97L198 98L197 102H199V103H201L203 105V103L205 102V100L207 98V94H202V95H199ZM227 96H229V97L227 98ZM126 97H127V99H125ZM128 98H129V100H128ZM54 99H56V100H54ZM89 99H91V98H88V100ZM122 99H124L125 101L122 100ZM202 99H203V101H202ZM78 100H79V98H78ZM80 100H81V98H80ZM92 100H89V101H92ZM115 101H117V102L115 103ZM15 102L16 101L13 102L14 104H12V106L15 109H17L16 108L17 104L19 105L20 102L18 103V101H17L16 104H15ZM228 102H230V101L228 100ZM245 102H246V104H249V105H247L248 107H246V105L244 104ZM132 103H135V104H133V105H135V107L132 105ZM239 103L242 104V107H245V108H242V107L239 108V106H238ZM127 106H125V108ZM237 106H238V109L236 108ZM0 107H1V105H0ZM72 107H76V106L74 105ZM50 108H51V110H50ZM248 108H249V110H248ZM70 109H72V108L70 107ZM222 110H224V109H222ZM222 110H220V111H222ZM235 110H237V111H235ZM69 111L70 110H68V112ZM234 111L237 112V113H235ZM248 111L249 112L251 111V112L249 113ZM233 112L235 113V115H234ZM253 115H254V117H253ZM32 117H33V115H32ZM207 118H209V119H207ZM16 119H18V118H16ZM18 121H20V120H18ZM213 121L214 122L217 121L216 122L217 124L213 123ZM61 123H62V125H61ZM251 125L254 126V128L253 127L251 128ZM26 127L28 129L29 128H31V129L28 130ZM250 129L252 131H250ZM208 130H209V133H208ZM29 131L31 133H29ZM58 132H59V134L60 133H63V134L66 133V134L65 135L60 134V136L62 137L61 138V137L58 136L59 135ZM69 132L71 133V135H70ZM55 133L57 134V136H56ZM49 136H51V137H49ZM30 137H32V140H31ZM27 138L28 139L30 138L29 140L31 142ZM47 138H48V141H46ZM56 138L57 139L59 138V140L63 141V142L57 144L58 140ZM26 140H28V141H26ZM74 140H76V139H74ZM5 141L6 142L7 141L10 142V144L12 143V145L10 147H9L10 144H8V143H7L8 145L7 144L5 145L4 144V143H6ZM17 141H18V143H17ZM15 142L17 144H20V145L22 144L21 147H22L23 150H20L19 148H21V147L20 146L18 147V145ZM28 142H30L31 144H29ZM25 143H27V144L25 145ZM33 143L36 145L37 148L34 147L35 145ZM44 143H45V145H44ZM211 143L213 144V146H212ZM14 144H16V145H14ZM28 144L30 146L33 144L32 148H34V149H32L31 147L28 148V146H29ZM59 145H61L60 148L54 149L55 146L57 147ZM23 146L25 147V149L26 148L27 149L25 150L23 148ZM254 146L256 147V145H254ZM215 147L217 149H215ZM219 147H221V148H219ZM249 147L250 146H248V145L245 146V149H246L245 151L248 154H246L245 157L243 158L244 162H245V158H247L246 162H248L250 160L249 156H252V155H250L251 154L250 151H252L253 149L249 148ZM16 148L19 151H21V152L17 151ZM15 149H16V151H15ZM29 149H30V152H29ZM62 150H63V153H62ZM22 151H23L24 154L22 153ZM32 151H33V154L31 153ZM210 151H211V154L209 153ZM213 151L215 152V154L213 153ZM16 152H18L17 155H16ZM26 152H28L29 155H27L28 153H26ZM53 152L54 153L58 152V153L56 155ZM10 153H11V155H9ZM208 153L210 154L209 156H211V157L208 156ZM18 155H20V156L23 155V156H22V158L20 156L17 158ZM52 155H54V156H52ZM11 156L13 158L12 161H11ZM60 156H59V158H60ZM39 157H43V159H40ZM47 157L49 158L48 161H46ZM51 157H53V159H50ZM215 158H216L217 163L216 162L213 163V161H215L214 160ZM2 159H0V160H2ZM34 160L37 161V162L35 163ZM223 160H224V163H223ZM3 161L1 162V164L3 163ZM42 161H44V163ZM209 161H210V163H209ZM49 162H51V163H49ZM171 162H172V165H173L174 164L173 161H171ZM220 162H222L223 164L220 163ZM24 163H26V162H24ZM24 163L20 164V166H23ZM218 163L221 165V167H220V165ZM231 164H233V165L231 166ZM248 164H249V168L248 169H251V170H254V171L258 170V168H263L264 169V159L260 161V160H258L256 158V156L253 158V161L250 162V163L248 162ZM218 166H219V168H218L219 170H217V168H216ZM222 166H224V167H222ZM211 168H213V169H211ZM181 170H182V172H181ZM204 170L208 171V172H205ZM171 173H170V175H173ZM203 173H205V174H203ZM206 173H209V175L211 177L213 176L212 179H210L209 175L205 176ZM216 175H218V176L216 177ZM13 177H15V176L13 175ZM206 177H207V179H206ZM218 177H219V180H218ZM10 178H12V176ZM208 178H209V180H208ZM203 179L204 180L206 179L207 181L206 180L204 181ZM213 180H214V182H213ZM245 180L247 181V178ZM248 180H250V178ZM182 181H183V183L181 184ZM217 182H219V184ZM211 183L215 187L213 185H211ZM181 185H183L184 188ZM207 186H209V187H207ZM217 186H219V187H217ZM206 187H207V189H206ZM210 187L211 188L213 187L214 189L212 188V189H210L207 192L208 188H210ZM149 188L151 189L152 187H149ZM149 188H146V189H149ZM153 188H154V191H157L158 188H159V190H158L159 192L157 191L158 193L163 192V189L160 186L153 187ZM153 188L150 191H148V194H146V195H144L143 192H145V191L143 190L142 191L143 194L141 196L144 195V197L149 199L151 196L155 195V193L152 191ZM200 189H202V190H200ZM216 189H218V190H216ZM203 191H204V193H203ZM211 191H213L212 192L213 195H212V193H210ZM217 191H219V192H217ZM150 192L153 193V194H151V196H149ZM205 193H209L210 194L209 195L210 199L208 198V200H206L208 202L210 201L209 204L206 203L208 205V208L207 207L204 208V206H205L204 205L205 197L202 194H205ZM211 195H212V197L213 196L214 197L212 198ZM147 196H149V197H147ZM199 196H201V197L199 198ZM140 199H141V197H139V200ZM142 200H144V198H142ZM176 201H178V200H176ZM199 201H201V202H199ZM221 204H223V205L221 206ZM202 205H204V206L202 207ZM218 205H219L220 208L222 207V209H223V211H222V209H220V211L223 212V214H222L223 216L220 215L221 217H219V212H218L219 207H218ZM175 207H176V209H175ZM210 207H211V209H210ZM172 208H173V210H171ZM184 208H187L186 211L188 209L191 210L192 211L191 212L192 216L195 215V216L192 217V221H191L190 216H188L189 213L188 212L186 213ZM161 209H162V207H160V209L157 208V209H154V210L155 211L156 210L160 211ZM203 209H207V210L209 209L208 210V216H209L208 220L210 219L211 222L210 221H208V222L210 223L211 226H213L212 228H214V231L218 229L219 234H218L217 231H215V234H214L216 237L214 235L211 236V237H210V235H208L209 234V230L206 229V228H208V227H206L207 222L204 223V219L202 220L201 216L199 215L200 211L202 212ZM126 211H129V210H126ZM184 211H185V213H184ZM151 212H152V210H151ZM151 212L150 211L149 212L148 211H144V214L145 213L148 214V213H151ZM175 212H177V214ZM168 213H166V215L164 217V218H166V220L168 218L167 216H169V215L171 216V214H168ZM144 214H142V216ZM148 215H150V214H148ZM145 216H146V214H145ZM135 218H136V220H135ZM189 220H190V222H189ZM242 220L244 221V223H243ZM176 221H177V223H176ZM144 222H146V224ZM191 222H192V224H191ZM212 222H214V223H212ZM150 223H152V224L150 225ZM134 224H136V225H134ZM171 224H172L173 227L171 226ZM213 224H215L217 229H216V227ZM137 225H138V227L139 226L140 227L136 228ZM176 225L178 226L179 229L181 228L180 231L178 230V228H176L177 227ZM219 225L221 226V228L219 227ZM251 225L253 227H251ZM149 226H150V228H149ZM180 226H183L185 228L180 227ZM54 227L56 229H59L58 228V227H60L59 223H57V224L55 223ZM119 227L122 228V229H119ZM171 227L174 228V229H172ZM190 227H191V229H189ZM88 228L89 227L87 225L86 226V230ZM143 228H144L145 231L143 230ZM168 228H169V230H168ZM134 230H137L135 232V235H134ZM162 230L164 231V233H163ZM177 230H178V233H177ZM181 230H182V232H181ZM184 230L187 232V234H186V232ZM221 230H222V232H221ZM167 231H169L168 234H167ZM174 232H176L177 234L174 233ZM242 232H244L246 234L248 233V234L245 235ZM126 233H127V235H130V233H132L133 235L131 234L130 236H132V237H129V236H126ZM136 233H137L138 237L136 236ZM138 233H139V235H138ZM172 233L174 234V236H173ZM216 233H217V235H216ZM163 234H164L165 237L163 236ZM180 234H182V235L186 234V235H185V237H182ZM141 235H142V237H140ZM177 235H179V236H177ZM218 235L222 236V238L219 237ZM259 235H260V237L262 239H264V237H262L261 234H259ZM113 236H114V239H117V236L115 234H113ZM175 236L178 237V238L176 237V239H178V240H174ZM186 236L188 238H186ZM192 236L194 238H192ZM244 236H246V237H244ZM179 237L182 238L181 242L184 241V244L186 242L185 246H184L183 242L182 243L180 242V238ZM123 238L126 239V241H128V243ZM127 238H130V239L132 238V239L128 240ZM225 238H226V241H223V240H225ZM172 239L175 241V243H174V241ZM187 239L189 240V242H187L188 241ZM235 239H237V240H235ZM238 239H240L241 242H239ZM93 240L95 242H93ZM52 241H53V243H55V241H56L55 244L58 243V245H61V249L59 251L57 250V252H56L57 254H55V256L50 257V255H52V253H49V252H52V250L49 251L48 250L49 248H47V247H48V243H51ZM137 241L139 243H141V241H142V243L140 244L141 246L139 245V243ZM235 241H237V242H235ZM130 242H132V243H130ZM226 243H227V246L224 245ZM124 244L127 246V248H124V247H126V246H124ZM164 244H166V246ZM179 244L181 245L180 247L178 246ZM239 244H241V245L239 246ZM3 245H5V247ZM98 245L99 246L102 245L101 247H103V248L102 249H101V247L99 248ZM131 245H132V247H131ZM190 245H192V247ZM214 245H216L217 247L219 246L218 247L219 249L217 247L214 248ZM232 245H235V246L232 247ZM16 246H18V247H16ZM34 246H35V248H34ZM137 246H139V248ZM188 246H190L189 248H190L191 251L188 250ZM133 247H134V250H133ZM181 247H182V249H181ZM221 247H223V248H221ZM46 248H47V250H46ZM136 248H137V250H136ZM165 248L169 249V250H166ZM220 248L222 249V251H220ZM11 249H13V250L11 251ZM38 249H39V251H38ZM41 249H43V250H41ZM89 249H91V251ZM95 249H97V250H95ZM99 249L102 250V251H99ZM139 249H141V250H139ZM212 249L216 250L217 252L213 251ZM19 250H21V251L19 252ZM26 250H28V251H26ZM174 250H176V251H174ZM182 250H183V252H182ZM226 250H228V249H226ZM41 251H44V252L41 253ZM69 251H70V253H69ZM168 251L169 252L170 251L173 252L174 256L172 255L173 253H171V252L169 253ZM184 251H185V253H184ZM218 251H219V254H218ZM59 252H61V253H59ZM71 252L77 253L78 256H77V254L75 255L74 253H71ZM124 252L127 253L128 255L125 254ZM186 252H187V254H186ZM192 252H195V253L193 254ZM206 252L209 253V255L207 254V256H206ZM210 252H211V255H210ZM63 253H65V254H63ZM236 253H235V256H236ZM258 253L260 254V256L258 255ZM15 254H14L13 257H18V255L16 254V256H15ZM103 254H105V256ZM170 254H171V256H170ZM182 254H184L186 256V258H188V260L185 258V256L183 257ZM97 255L100 258L103 257L102 258L103 260L100 259ZM107 255L108 256L110 255L109 258L108 257L106 258ZM126 255H127V257H125ZM212 255H214V256H212ZM44 256L46 258H44ZM112 256H115V259L117 261L115 259L112 260V258H114ZM119 256L122 257V258H120ZM210 256L212 257V259L210 258ZM219 256L221 258H219ZM91 257H93L94 259L91 258ZM139 257H140V259H139ZM146 257H147V259H145ZM170 257L172 258V260H171ZM95 258H97L96 261H94ZM141 258H142L143 261L141 260ZM183 258H185L186 260L185 259L183 260ZM189 258L190 259H192V258L196 259V261H194L193 259L189 260ZM63 259L67 263L63 262L64 261ZM144 259L146 261H144ZM168 260H169V262H168ZM181 260H182V263L180 262ZM232 260H234V259H232ZM5 261H7L8 263L5 262ZM12 261H14V260H12ZM60 261H62V262L60 263ZM111 261H112V263H111ZM189 261H191V263ZM193 261H194V263H193ZM211 261H212V263H211ZM74 262H73V264H76ZM183 262H185V263H183ZM10 263H11V261H10ZM237 263H235V264H237ZM16 264H18V263H16Z\"/></svg>","mask_w":264,"mask_h":264}]
</instances>
